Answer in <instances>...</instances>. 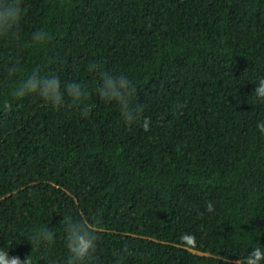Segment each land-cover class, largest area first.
Wrapping results in <instances>:
<instances>
[{
    "label": "trees",
    "instance_id": "obj_1",
    "mask_svg": "<svg viewBox=\"0 0 264 264\" xmlns=\"http://www.w3.org/2000/svg\"><path fill=\"white\" fill-rule=\"evenodd\" d=\"M21 8L0 36V249L67 264L69 218L96 237L85 264H235L264 245V0ZM34 70L88 95L16 97ZM100 71L132 82L136 121L99 96ZM44 229L53 239L33 240Z\"/></svg>",
    "mask_w": 264,
    "mask_h": 264
},
{
    "label": "clouds",
    "instance_id": "obj_2",
    "mask_svg": "<svg viewBox=\"0 0 264 264\" xmlns=\"http://www.w3.org/2000/svg\"><path fill=\"white\" fill-rule=\"evenodd\" d=\"M23 9L21 8V0H0V36L7 35L16 25H18L22 17ZM46 33L36 31L33 33V39L41 42L46 39ZM90 70H98L96 65H92ZM16 67H10L8 73L11 76ZM101 83L97 89L99 96L107 101H115L120 105L122 116L126 123L131 124L136 121L143 110L141 104H137L135 108L130 107V100L136 95V88L132 82L123 75L115 76L107 72L100 71ZM255 96L261 102H264V77L259 79L258 84L254 88ZM28 93H39L46 101L56 107L64 103L65 93L74 101L80 100L88 95L81 84L72 82L64 86L61 91V82L55 75L41 76L38 70H34L27 77L21 86L14 91L16 97H23ZM10 105H6V108ZM90 109L84 110L87 115ZM150 120L144 118L141 127L149 130ZM257 128L264 133V123H258ZM208 209L212 210L211 202L208 203ZM65 232L67 239V249L69 258L67 264H85L87 258L90 257L95 250L96 237L91 227L82 222H73L70 218L66 220ZM53 233L50 230H40L33 236L36 241H51ZM186 240L192 237L186 236ZM127 252V248L124 249ZM264 262V245L258 244L248 252L247 256L238 257L235 264H262ZM0 264H31V259L25 256L23 260L19 256H9L7 250L0 249ZM119 264V262H117Z\"/></svg>",
    "mask_w": 264,
    "mask_h": 264
}]
</instances>
